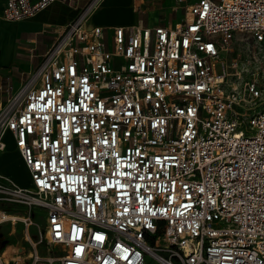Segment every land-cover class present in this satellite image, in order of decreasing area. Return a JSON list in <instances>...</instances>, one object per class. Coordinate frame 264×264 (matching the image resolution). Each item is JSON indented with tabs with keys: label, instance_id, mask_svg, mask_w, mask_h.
I'll list each match as a JSON object with an SVG mask.
<instances>
[{
	"label": "built area",
	"instance_id": "built-area-1",
	"mask_svg": "<svg viewBox=\"0 0 264 264\" xmlns=\"http://www.w3.org/2000/svg\"><path fill=\"white\" fill-rule=\"evenodd\" d=\"M54 1L6 0L2 15ZM100 1L56 28L17 88L0 83V152L9 134L30 179L0 181V211L26 209L6 219L29 241L0 264H264V98L220 57L236 33L264 42V0H195L172 25L111 26L110 41L87 23Z\"/></svg>",
	"mask_w": 264,
	"mask_h": 264
},
{
	"label": "crops",
	"instance_id": "crops-1",
	"mask_svg": "<svg viewBox=\"0 0 264 264\" xmlns=\"http://www.w3.org/2000/svg\"><path fill=\"white\" fill-rule=\"evenodd\" d=\"M5 1L0 0V83L8 82L15 89L25 75L39 65L43 53L56 39V28L72 20L88 0H56L33 17L21 20L3 17ZM170 8L175 9L173 14ZM183 13L173 0H101L87 23L104 27V36L110 41L108 28L111 26L172 25ZM3 95L0 91V99ZM16 152L8 134L6 147L0 152V176L24 186L30 181L29 174L23 162L25 168L10 156Z\"/></svg>",
	"mask_w": 264,
	"mask_h": 264
},
{
	"label": "rangeland",
	"instance_id": "rangeland-1",
	"mask_svg": "<svg viewBox=\"0 0 264 264\" xmlns=\"http://www.w3.org/2000/svg\"><path fill=\"white\" fill-rule=\"evenodd\" d=\"M194 0H173L174 5L181 7L184 12L187 6ZM172 14L175 9H171ZM110 45V42H108ZM220 57L223 59L228 82L234 86H240L246 80H255L262 91V98H264V42L255 43L248 34L236 33L228 45L227 51H222ZM216 72L222 71L220 62L215 63ZM2 152V151H1ZM18 163L24 167L18 151L16 155L11 154ZM25 168V167H24ZM0 181L5 182V178L0 176ZM28 181L24 186H29ZM10 215L25 214L26 209L18 205H9ZM0 207H6L0 204ZM32 224L27 226V234L32 242L38 239V232L42 230L44 224L42 210L38 207L32 208ZM25 225L22 221L16 219L13 223L5 221L0 223V251H5L9 256L14 253L16 248L28 247L29 241L25 238ZM36 248L41 255H47L56 252L57 249L53 246L47 245L44 240L36 244ZM148 264H158L153 258L148 259Z\"/></svg>",
	"mask_w": 264,
	"mask_h": 264
},
{
	"label": "bare ground",
	"instance_id": "bare-ground-1",
	"mask_svg": "<svg viewBox=\"0 0 264 264\" xmlns=\"http://www.w3.org/2000/svg\"><path fill=\"white\" fill-rule=\"evenodd\" d=\"M2 217H3V221L2 222L7 221L8 219H6V218H9V217L15 218L14 216L10 215V213L7 212V211H0V218H2Z\"/></svg>",
	"mask_w": 264,
	"mask_h": 264
}]
</instances>
